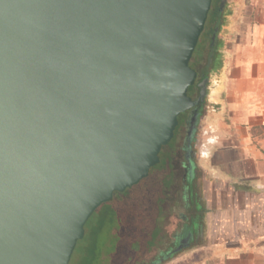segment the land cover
Segmentation results:
<instances>
[{
	"label": "water",
	"instance_id": "95a60500",
	"mask_svg": "<svg viewBox=\"0 0 264 264\" xmlns=\"http://www.w3.org/2000/svg\"><path fill=\"white\" fill-rule=\"evenodd\" d=\"M211 3L0 0V264H70L95 211L159 163L206 95L208 78L187 91Z\"/></svg>",
	"mask_w": 264,
	"mask_h": 264
},
{
	"label": "trees",
	"instance_id": "16d2710c",
	"mask_svg": "<svg viewBox=\"0 0 264 264\" xmlns=\"http://www.w3.org/2000/svg\"><path fill=\"white\" fill-rule=\"evenodd\" d=\"M219 3L220 0H212L204 30L190 60V67L196 71L197 77L196 82L194 81L193 85L188 88V96L189 91L199 94L198 83L204 78H209L220 68L219 32L230 10L228 3L222 9ZM215 30V39L211 46V37ZM200 102L199 117L202 116L204 105H206V102ZM179 116V123L174 131V135L176 133L177 136L181 134L185 123L184 113ZM194 134L196 131H193L192 136ZM174 139L161 148L159 163L150 169L146 178L124 192L115 193L111 201L101 205L95 211L93 217L97 216V219L86 223L85 227L89 230L88 236H91L92 247L96 250L95 264H142L143 257L161 237L164 219L163 205L173 182V165L170 154ZM193 140H195L194 137H192V142ZM196 178L197 175L181 182L180 190L176 194V207L182 211L179 215L180 222L177 225L176 234L172 235L166 249L159 251L161 255L166 254V258L157 264L165 263L177 253L173 249L177 244L173 242V237L191 232V235L195 237L192 241L194 244L200 235L205 211L200 203L197 185H195ZM103 235H105V241L100 244L99 240ZM108 238L111 242L107 243ZM80 264H91V262L83 260Z\"/></svg>",
	"mask_w": 264,
	"mask_h": 264
},
{
	"label": "rangeland",
	"instance_id": "374dc122",
	"mask_svg": "<svg viewBox=\"0 0 264 264\" xmlns=\"http://www.w3.org/2000/svg\"><path fill=\"white\" fill-rule=\"evenodd\" d=\"M210 84L208 78L206 105L196 129L194 145L197 165L196 185L200 203L205 211L201 232L193 245L176 251L177 253L163 264H199L203 259L208 264H214V260L219 256H227L230 253L221 252L216 245L232 247L245 243L264 245V188H256L253 182L235 170L237 159L235 150L224 148L227 142L222 141L220 128L207 126L206 115L209 111H216L208 103ZM163 153L165 156V150ZM180 154L178 152L172 156L173 182L163 205V233L155 246L143 257L142 264L150 263L153 256L159 254L160 250L164 251L172 235L176 234L180 222L179 215L182 213L176 207V194L182 182ZM93 215L90 221L97 219V216L93 217ZM88 231L85 227V236L77 243L70 260L71 264H80L83 260L95 264L96 250L92 247ZM104 241L105 235L100 237L99 243L103 244ZM108 242H111L109 238ZM103 250L105 252V246ZM247 256L245 254L244 257Z\"/></svg>",
	"mask_w": 264,
	"mask_h": 264
},
{
	"label": "crops",
	"instance_id": "0c3cea01",
	"mask_svg": "<svg viewBox=\"0 0 264 264\" xmlns=\"http://www.w3.org/2000/svg\"><path fill=\"white\" fill-rule=\"evenodd\" d=\"M227 2L230 12L219 32L221 65L209 76L208 103L216 111L208 112L206 122L221 129L224 148L235 150V170L264 188V0ZM216 248L230 253L214 264H264L262 244Z\"/></svg>",
	"mask_w": 264,
	"mask_h": 264
},
{
	"label": "flooded vegetation",
	"instance_id": "af4514ba",
	"mask_svg": "<svg viewBox=\"0 0 264 264\" xmlns=\"http://www.w3.org/2000/svg\"><path fill=\"white\" fill-rule=\"evenodd\" d=\"M189 96L192 99H196L198 96V92L195 94L194 92L189 91ZM203 101L206 102V99L204 98ZM199 108H200V104H198L197 106H193L192 108L184 112L185 123L181 129V134L177 136L175 133V135L173 134V137L171 139V142H172L173 138H175L173 141V145H172V152L171 154L169 153L170 158H172V156L175 153H178V152L181 153L180 154L182 156L181 158L182 161H181V166H180L182 169V179L181 180H184V181H186V179H191L193 176L197 175V165L195 163V154H194V145L196 142V135L194 134V136H190V132L191 130L196 131L198 127V123L201 117V116L200 117L198 116ZM179 118L180 116H178L177 119L179 120ZM192 137H194L195 139L193 140V142H192ZM188 146H190V148H188ZM171 163H173V161ZM172 171H173V167H172ZM194 239L195 237L191 235V232H186L185 235L181 233L179 236L173 237V242L174 241L177 242L176 246L173 248L174 251H180L184 249L185 247H187L188 245L189 246L192 245L193 244L192 241ZM166 256H167L166 254L164 255L156 254L155 256H153L152 258L153 260H151V262L152 264H157L163 259H165ZM147 264H150V263H147Z\"/></svg>",
	"mask_w": 264,
	"mask_h": 264
}]
</instances>
